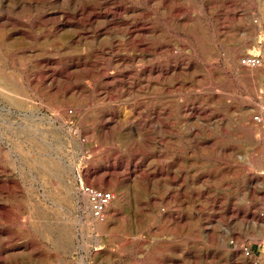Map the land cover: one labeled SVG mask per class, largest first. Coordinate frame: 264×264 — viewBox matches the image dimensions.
Returning <instances> with one entry per match:
<instances>
[{
    "label": "rangeland",
    "instance_id": "obj_1",
    "mask_svg": "<svg viewBox=\"0 0 264 264\" xmlns=\"http://www.w3.org/2000/svg\"><path fill=\"white\" fill-rule=\"evenodd\" d=\"M0 264H264V0H0Z\"/></svg>",
    "mask_w": 264,
    "mask_h": 264
},
{
    "label": "built area",
    "instance_id": "obj_2",
    "mask_svg": "<svg viewBox=\"0 0 264 264\" xmlns=\"http://www.w3.org/2000/svg\"><path fill=\"white\" fill-rule=\"evenodd\" d=\"M239 62L246 66L255 67L261 63V58L258 54L246 53L240 57ZM254 119L260 121L261 117L256 114ZM79 185L81 191L88 198L91 214L97 219H103L106 208L114 197L112 190L91 186L82 181ZM240 249L245 255L251 254L250 248L246 245H241Z\"/></svg>",
    "mask_w": 264,
    "mask_h": 264
}]
</instances>
